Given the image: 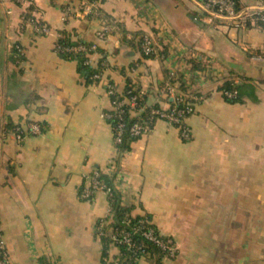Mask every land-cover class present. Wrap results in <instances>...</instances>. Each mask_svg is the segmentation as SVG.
Listing matches in <instances>:
<instances>
[{"label": "crops", "instance_id": "obj_1", "mask_svg": "<svg viewBox=\"0 0 264 264\" xmlns=\"http://www.w3.org/2000/svg\"><path fill=\"white\" fill-rule=\"evenodd\" d=\"M85 1L0 0V232L9 264H111L119 249L104 256L96 235L108 198L79 196L94 169L132 215H150L175 239L178 255L164 264H264V29L208 23L204 0H96L117 26L101 41L99 20L76 13ZM31 19L51 32L38 34ZM62 31L97 43L110 59L106 79L120 90L135 83L149 105L177 73L196 97L192 139L157 119L119 148L104 117L105 81H87L58 53ZM146 34L159 56L143 55ZM226 80L240 86V101L226 99ZM33 122L42 132L18 142L15 128Z\"/></svg>", "mask_w": 264, "mask_h": 264}, {"label": "built area", "instance_id": "obj_2", "mask_svg": "<svg viewBox=\"0 0 264 264\" xmlns=\"http://www.w3.org/2000/svg\"><path fill=\"white\" fill-rule=\"evenodd\" d=\"M18 3H26L31 0H15ZM203 9L206 14V21L208 23L221 22L236 30L245 29L248 27L263 28L259 22L264 23V0H256L254 3L247 0H204ZM76 13H85L90 15L94 19H98L100 26L97 30L98 40H106L117 29L116 23L107 17L100 10V6L96 1H85L80 9ZM71 9H68L67 14L70 15ZM34 25V29L38 34H48L51 32V28L48 23L40 19H31ZM97 43H91L90 45H78L72 47H62L56 44V50L61 51H82L86 52L87 59L85 63L87 65H97L94 61V56L97 54ZM160 46L155 38L146 34L142 38L141 51L144 56L155 55L159 56ZM105 59L101 60L99 66L101 70L92 75L93 81H105L106 92L111 99L110 110L104 112L106 119L117 118L119 121L114 127V142L119 144L122 142V134L124 131V123L122 118L124 113L128 110L132 116H139L145 111L149 110V114L146 119L140 118L136 120L130 126V134L134 136H142L148 133L152 128V123L157 119L166 121L170 126L178 130L180 137L183 140L192 139V131L188 124V118L195 112L197 103L195 96L180 90L179 85L180 76L175 72H168L166 78L162 81L159 88V103L158 107L149 105L147 100L144 101L145 92L142 89L129 90L125 95L123 90H120L118 85L109 79H106V73L110 69V59L107 55L100 56ZM99 57V58H100ZM227 97H234L236 92H225ZM42 132V126L33 122L27 126H17L15 128V135L18 142H22L27 136L37 135ZM103 171L94 169L90 174L86 175L85 182L80 188L79 196L82 199L89 200L93 198L97 193L103 192L106 194L108 201L113 196L114 186L110 184L104 177H102ZM104 174V173H103ZM106 221L112 220L111 208L108 212ZM104 219V220H105ZM151 225L152 219L140 220L138 225L134 227L132 232L129 231H114L112 233V239L117 245H126L131 248L135 245L132 235L134 233H141L145 238L154 242L159 248L168 252V255L164 260H173L178 255V246L173 237L164 235L160 231L156 232L155 228L146 225ZM148 226V227H147ZM102 227V225L100 226ZM136 251V250H135ZM139 256L137 262L141 259L149 258L150 253L138 247ZM53 264H62L57 258H53ZM114 260H112L113 262ZM111 262V263H112ZM8 251L0 232V264H9Z\"/></svg>", "mask_w": 264, "mask_h": 264}, {"label": "trees", "instance_id": "obj_3", "mask_svg": "<svg viewBox=\"0 0 264 264\" xmlns=\"http://www.w3.org/2000/svg\"><path fill=\"white\" fill-rule=\"evenodd\" d=\"M92 1H96V0H92ZM259 23L261 24V26L264 27L263 22H259ZM143 36L144 35L140 36V41H139L140 47H141ZM56 44H59L62 47H72V46H78L80 44L90 45L91 42H86L78 38L74 39L72 37L71 32L62 31L60 32V35L56 41ZM57 51L64 58L76 60L79 65V71L81 75L84 76L87 81H93L92 75L101 70L99 63L101 62V60L105 59L104 57H100L97 65L93 66V65H87L85 63L87 59L86 52L75 51V50H72V51L57 50ZM162 51L163 50L161 48L160 52ZM96 53L99 56H102V55L105 56V52L102 49L98 48L96 50ZM153 56L155 55L154 54L148 55L147 57H153ZM178 81L180 82V80ZM159 87H161V85H159ZM179 88L183 92L188 93L186 85L183 82H180ZM139 89L140 88L137 87L135 83H132L131 81H127L125 87L123 88V92L126 95L129 90H135L134 92H136ZM220 90L223 92V94L226 91L236 92V95L234 97H227L224 94L226 99L230 102H238L242 98L240 86L231 80L224 81L222 85L220 86ZM144 101H146V96L144 97ZM153 106L158 107V104H155ZM148 114H149L148 109H145V111H143V113L139 116H135V115L132 116L128 110L124 113L122 122L125 124L124 125L125 127H124V131L122 134V142L117 144L119 148H122V149L128 148L131 141L138 138V136H134L130 134V131H129L130 126L136 120H139L140 118L146 119ZM107 120L111 123L113 130H114V127L117 125L119 120L115 117L107 119ZM152 126H153V123H152ZM101 176L104 177L110 184H112V179L108 175L102 173ZM109 205L112 211V220L109 222L106 221V219L99 221L97 225L96 235L103 245L104 256H108L110 245H114L115 247L119 249L118 255H116V257L114 258V261L111 264H138L137 262V258L139 256L138 247H142V249L147 250L151 254L149 258L152 259L154 264H164L165 263L164 259L168 255V252L159 248L154 242L145 238L141 233L137 232L132 235V239L135 245L131 248H128L126 245H120V244L117 245L112 239V233L114 231H124L125 230V231L132 232L134 227L138 225L140 220L149 221V219L151 220V216L148 214L139 215V216L132 215V213L130 212V209L121 203L120 195L116 191L115 188L113 190V196L109 199ZM101 225L102 227H100ZM146 225H148L149 227L155 228L156 232L159 233V230L155 226L154 223H152L151 225L146 223ZM50 264H53L52 261L50 262Z\"/></svg>", "mask_w": 264, "mask_h": 264}, {"label": "rangeland", "instance_id": "obj_4", "mask_svg": "<svg viewBox=\"0 0 264 264\" xmlns=\"http://www.w3.org/2000/svg\"><path fill=\"white\" fill-rule=\"evenodd\" d=\"M176 245L178 246V244H176ZM168 261H169V260H167V261H166V260H164V262H168Z\"/></svg>", "mask_w": 264, "mask_h": 264}]
</instances>
